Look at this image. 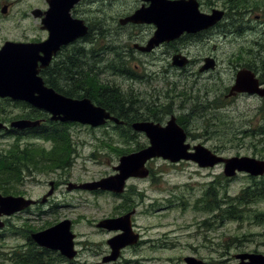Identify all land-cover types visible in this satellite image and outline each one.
<instances>
[{
	"label": "rangeland",
	"instance_id": "obj_1",
	"mask_svg": "<svg viewBox=\"0 0 264 264\" xmlns=\"http://www.w3.org/2000/svg\"><path fill=\"white\" fill-rule=\"evenodd\" d=\"M207 1L210 4L201 6L203 11L210 12L212 8L224 10L221 0ZM141 4V0H82L72 10L73 16L85 19L89 27L90 21L93 25L97 23L99 17H103L108 37L121 49L119 56L117 52L114 53L115 57L120 63L129 64L133 72L140 76L136 80L117 74L107 75V79L119 84L124 92H131L138 96L135 105L140 112L150 115V118L146 120L165 124L175 117L177 121L180 119L182 123L186 122V128L189 131L188 141L192 145L201 143L225 157L259 155V159L264 158V135H257L261 129L260 120L264 113V98L257 94L247 93L225 96L228 93L227 88L233 84L237 62L240 61L239 63L244 65L245 57L256 61L257 74L264 79V12L255 10V12L248 13L243 20L245 26L243 31L238 27L239 25L235 26L237 23L231 25L227 21L228 26L223 24L216 26L203 38L201 36L195 38L197 40H194L193 45L187 47L193 60L192 65L180 71L170 65L171 57L164 52L165 47L149 55L134 52L135 57L129 58L124 42L129 32L134 34L139 28L129 25L123 27L120 19L133 13ZM4 7H6L5 13L2 12ZM34 8L47 9V0H0V47L6 40L38 41L47 38L48 32L41 28L40 18L32 14ZM225 20L226 18L222 22ZM90 28H92V34L97 33L98 30L95 31L92 26ZM140 31L148 34L152 31V27L143 26ZM86 44L82 42V45ZM70 48L73 49V47ZM248 50H251V55L248 54ZM210 52L218 56V65L211 67L209 72L198 76L191 75L193 70H197L200 66V60ZM109 57L111 58L112 54ZM141 75L145 77L141 78ZM174 81L178 83L175 85L177 87L174 86ZM185 86L189 93L180 96V90L182 93L187 92ZM207 90L210 92L207 93ZM203 102L209 103L212 107L192 115L193 110H197L194 104L199 105ZM150 108L154 109L150 110ZM18 110L21 109H17V112ZM157 110L160 111L157 112ZM152 112L156 114L152 115ZM244 129L249 133L241 131ZM71 132L73 135L71 138L72 152H69L71 157L69 156L68 164L61 168V175L54 165L49 167L48 171L36 172L31 178L25 176L22 184L17 183L13 189V191L18 190V193L22 191L33 198H38L48 192L51 187L50 181L61 178V189L54 191L51 200L54 203L61 202V208L45 215L35 214L31 217V215L22 214L11 218L10 222L0 229V264H14V259H12L14 251H26V230L28 228L47 227L49 224H54L59 217L61 220L68 218L73 221L72 231L75 233L78 254L73 262L70 259H61L60 262L53 257L54 254L49 257L44 256L45 261L51 264H94L99 259V256H96L98 251L106 248V241L111 233L107 230L100 231L96 223L106 216L120 212L122 208H119V204L123 202V199L119 197L120 194L116 195L107 190H69V183L98 180L116 173L115 166L119 164L120 157L125 154L121 153L120 149L135 147L138 143L148 144V138L144 134H136L133 130L116 129L111 125L90 128L78 124L71 127ZM126 133H129L128 138ZM260 139L263 140V144L258 150L254 143ZM11 141L12 139L0 138V149H8ZM36 143L52 146V142L48 141ZM172 162L162 158L151 160L148 163V167L152 170L151 176L129 179L127 190L123 194L126 193L136 202L138 195H131L132 189L138 191L139 188L146 187L151 195L161 196L160 191L164 192L176 186L209 187L211 180H214V175L223 172L220 166L209 171L187 160L178 165ZM237 173L228 175V177ZM248 181L247 175L241 173L231 180H226L225 184L232 193H236ZM48 203L45 207H48ZM259 204L264 208V201ZM195 213L194 210L189 211L187 218L190 219ZM140 214L142 212L139 210L138 215L136 214L138 224L145 225L155 222L154 217H145ZM197 214L199 217L195 220L199 221L204 217L209 218L210 223L213 222L210 219L212 214L210 211L204 213V216L201 213ZM221 232H224L222 236L224 241L225 239L231 240L234 235H239L243 239L246 238L242 243H247L246 248H256L259 252H264V223L248 215V219L244 217V220H229L223 227L216 226L211 233L214 243L211 241L209 244L210 254L206 259L208 264H238L233 257L236 249H230L233 254L227 253L225 256L217 254V251L213 249L217 247L218 234ZM153 255L160 258L144 260ZM169 257L172 259H168ZM180 257V252L168 250L155 253L148 248L140 247L137 251L127 253V258L131 260L128 264H143L144 262L146 264H185ZM135 260H140V262Z\"/></svg>",
	"mask_w": 264,
	"mask_h": 264
},
{
	"label": "flooded vegetation",
	"instance_id": "obj_2",
	"mask_svg": "<svg viewBox=\"0 0 264 264\" xmlns=\"http://www.w3.org/2000/svg\"><path fill=\"white\" fill-rule=\"evenodd\" d=\"M143 3H149L145 0H141ZM213 9V8H212ZM226 9V8H225ZM124 26H131L134 28H139L138 31L134 34L129 32L126 38V41L124 42L125 48L128 51L129 58H134V52H137L138 54L141 53L143 55H149L153 52L157 51V49L161 47H165V53H168L170 58V65L172 68L179 69L180 71L186 70L190 65H192V58L190 55V52L188 51L187 47L192 46L194 40H197L195 38L198 37H204V35H207L209 31L216 28V26H219L217 24L216 26L206 29L199 33H183L180 37L171 40V41H164L160 43L159 45L155 46L150 51H145L141 47H144L148 44L149 40L152 38V36L155 33L156 26L153 23H134V22H127L126 24H121ZM149 26L152 27V31L148 34L141 33V29L143 26ZM95 31H97L95 29ZM93 32V31H92ZM89 33V32H88ZM87 33V35H88ZM97 34V33H96ZM96 34H91L93 38H96ZM83 36L74 42H71L70 44L64 45L61 48V58H64L65 52L70 51V47H76L79 45H82L83 43H87L88 41L86 36ZM79 44V45H78ZM68 48V50H67ZM181 55L179 57V60L182 59V56H186L189 58L187 60L188 62L183 66H178L173 64V59L175 55ZM102 55H106L105 53H102ZM207 57H213L215 60V66L218 65V56L210 52L206 55ZM205 56V57H206ZM205 57L200 60V66L197 70H193L191 75H200L206 72L211 71V68L201 71V67L203 66V61H205ZM236 65V72L234 74V80L233 84L235 82L236 74L238 70L241 68H249L246 67L243 64L239 63ZM135 67H137L135 65ZM257 66L255 68H251L255 73L257 74ZM250 69V68H249ZM107 75L114 76L117 75L115 73H112L111 71H108L106 74L100 75L101 78H105L106 83H108L109 86H115L117 87L118 91L121 94H127L130 95L132 103L129 102L128 98H125V100L121 97V95L118 96V98H110V95L106 96V98H109V102H107V99L104 100L105 105L108 107L106 108L108 111L111 112V114L117 116L120 119V122H114L112 120H109L107 123H105L102 126H113L116 129H124V130H133V123H129L126 119L122 118L123 116H128L133 112H140V109H138L135 105V103L138 100V96L134 95V93H127L124 92L123 89L119 84H117L115 81H112L111 79H107ZM123 76H128L131 79H139L140 76L137 73H130V72H124L122 74ZM150 76V75H149ZM109 77V76H108ZM145 77V75H141V78ZM188 77V75H187ZM260 82L264 85V79L259 77ZM61 80L64 81L65 78L61 76ZM174 86L178 83L176 81L173 82ZM188 83V82H187ZM232 84V85H233ZM227 88L228 93L225 94L226 97H230L229 94L231 92V87ZM177 87V86H175ZM174 87V88H175ZM186 87L187 92H183L180 90L179 95L182 96L185 93L188 92V88ZM116 89V90H117ZM210 91L207 90V93ZM63 93V92H61ZM103 93H107L106 90H103ZM65 94V93H63ZM67 95V94H65ZM238 95V94H237ZM72 98H83V97H89V96H81L76 97L72 95H67ZM95 104H98L95 102L91 97H89ZM102 106V105H101ZM17 109H21L18 110ZM154 108H150V110H153ZM156 110V109H155ZM160 110H157L159 112ZM263 118L260 120V128H264V113ZM119 115V116H118ZM20 119H28L30 121H33L34 124L26 127V128H19L16 126H13L12 123L20 120ZM39 121V122H38ZM0 122L4 124V127L0 128V138L5 139H12L11 145L8 149H0V159L7 160L6 167L9 168V172L5 173L4 171L0 170V178L1 176H7L10 175L11 179L8 181H2L4 184H8L9 186V193H4L3 190H0L2 194H11L14 196H25L26 198L33 199L34 202L24 208V210L17 212L9 217H3L5 219V226L10 222L11 218H14L16 216H20L22 214L26 215H45L51 212H56L61 208V202L54 203L52 202L53 193L54 191H58V189H61V178H58L56 180L50 181V189L46 194H44L42 197L33 198L30 195H27L26 193H23L22 191L18 193V190H14L16 184L21 183L25 176L28 178L33 177V175L36 172H44L48 171L49 167L53 166L52 159L55 158L54 155H51V150L57 145L56 141L50 136V132L54 131L55 129H58L55 134L58 135V142L60 143V161L58 164L55 165V168L58 169V173L61 175V168L63 165H61V161L64 158L63 153V147L61 145V142L63 143L65 138L68 139L70 143H72V132L71 127L83 124L86 126H89L90 128H96L92 126L91 124H84L79 121H61V120H54L52 119V114L45 109L36 107L32 105L31 103L23 100L13 99L11 97H1L0 96ZM162 123V122H160ZM187 124V123H186ZM101 127V126H99ZM128 128V129H127ZM134 132L146 134L144 132H138L133 130ZM187 135H189V131L186 128ZM264 135V134H259ZM128 138V137H127ZM52 142V146H48L46 144H37L36 142ZM149 142V140H148ZM259 142V143H258ZM146 144V143H143ZM263 144V140H257L254 145L255 148L259 150L260 145ZM71 152H72V144H71ZM257 152V151H256ZM68 153V152H67ZM256 155H258L256 153ZM254 156V155H253ZM71 157V156H70ZM260 158V156H254ZM162 158V157H157ZM155 158L151 159L154 160ZM164 159V158H162ZM261 159H264L261 157ZM149 160L148 163L151 161ZM167 161H170L168 159H164ZM184 159L180 160L179 162H172L176 165L181 164ZM188 162H195L193 160H187ZM197 165L199 163L195 162ZM225 162H220L218 164H215L210 167H204V169L213 170L216 167H222L223 172L220 174L214 175V180H211L209 187H185V186H176L167 189L166 191L161 192V196L151 195L147 190L148 188H139L138 191L131 190V195H138V201L134 202L133 198L131 199L129 195L126 193H122L119 195L121 199H123V202L119 204L120 212L116 214H111L109 216H106L104 218H113L118 217L121 215H124L126 213L132 212L131 215V221H132V227L135 234L138 235L137 240L134 243L127 244L120 248L119 253L115 259H111L109 261H104L105 257H109L113 255V247L110 243V239L114 236L122 233L121 229H107L103 227H98V223H96V226L100 231H109L111 233L110 237L106 241V248H104L103 251H98L96 256H99V259L95 261L94 264H128L131 260L130 258H127V253L129 251H137V248H148L150 251H153L155 253H158L159 251H168L171 250L172 252H180L181 257L185 264H188L186 258L193 257L197 260H200V264H208V255L210 254V242L214 243V241L211 239V233L216 229L217 227H223L226 221L229 220H244L241 217H236V215H227V208L233 207V206H239L240 200H242L241 204L245 208L246 211H249L250 215L248 213L245 214L246 219H248V215L250 217H254V220L257 219V210L264 212V208L260 206V202L264 201V196L262 197H256L257 193L256 187H250L253 185L257 180H261L264 174L260 175H252L251 173L245 172V171H239L237 170L235 173H237L234 176H238L239 174L243 173L246 174L249 181L246 185H243L240 187V189L236 193H232L230 191V188L228 185L225 184L226 180H231L234 178L228 177L225 174ZM200 166V165H199ZM202 166H200L201 168ZM203 168V167H202ZM152 170L149 169V175L151 176ZM206 174V173H205ZM210 174H214L213 172H210ZM208 175V174H206ZM217 175V176H216ZM147 176V177H148ZM207 177V176H206ZM146 178V177H144ZM133 179V178H130ZM0 182V184H2ZM53 185V193L49 195V191L51 190ZM0 188H3L2 185H0ZM6 189V188H5ZM260 189L257 190L259 193ZM115 194V193H114ZM244 194V198L242 197ZM250 195V196H249ZM127 200L131 202H126ZM49 202V203H48ZM48 203V207H45V205ZM142 212V214L145 217H154L153 219L155 222L152 224H138L136 222V214L138 215L139 210ZM233 209V208H231ZM191 210H194L196 213L194 216H191V218H187V213ZM256 210V211H255ZM210 211L212 223H210L209 218H202V220H195V218L198 219L199 214L204 216V213H208ZM254 211L255 213H252ZM140 214L141 216H143ZM224 216V217H223ZM235 216V217H233ZM102 218V219H104ZM101 219V220H102ZM167 219H170V221H166ZM61 221V217L58 218V220L54 224H49L47 227H30L26 230V237H27V243H26V252L33 253V255H40L42 256L43 264H46L45 259H43L44 256H48L54 254V258H57L61 262V251L58 249H53L44 245H40L37 243L32 234L37 231L44 230L48 227H51ZM100 221V220H99ZM257 221V220H256ZM71 227L73 228V221ZM224 235V232H221L218 234V242L217 247H213L214 250L217 251V254H220L221 256L227 255V253H232L230 249H236V252L233 254V257L238 261V264L241 262V259L238 257V254L241 253H263L259 252L258 249H252V248H246L245 244H242L243 241H245L246 238H241V236L238 235L235 239L236 241L234 243H227V240L222 239V236ZM232 246V247H231ZM28 247V248H27ZM15 250L14 252H16ZM52 257V259H53ZM159 256L153 255L146 259H159ZM168 259H172L169 257ZM249 260V259H248ZM140 262V260H135ZM142 261V260H141ZM73 262V259L72 261ZM143 264H146L145 262Z\"/></svg>",
	"mask_w": 264,
	"mask_h": 264
},
{
	"label": "water",
	"instance_id": "obj_3",
	"mask_svg": "<svg viewBox=\"0 0 264 264\" xmlns=\"http://www.w3.org/2000/svg\"><path fill=\"white\" fill-rule=\"evenodd\" d=\"M82 0H47L48 8H34L32 14L40 18L41 28L48 31V37L41 41L7 40L0 47V96L23 100L32 105L45 109L52 114V119L61 121H79L92 126H101L108 120L120 122L105 107L95 104L89 97L72 98L54 87L46 84L41 70L47 68L62 46L87 35L89 25L85 19L75 17L73 8ZM146 2L132 14L122 17L121 24L127 22L153 23L156 30L148 44L141 47L150 51L164 41H171L183 33H197L218 23L225 14L223 9L214 8L211 12L201 9L198 0H145ZM2 12H6V7ZM175 55L173 64L185 65L186 56ZM213 57L205 58L201 71L215 66ZM237 92L258 94L264 97V86L260 84L256 73L248 68L238 70L235 82L229 95ZM39 122V121H38ZM34 122L20 119L12 123L13 126L26 128ZM4 124L0 122V128ZM136 131L145 132L149 138V145L139 150L123 154L119 164L115 166L116 173L98 180L81 183H69V190H107L117 194L125 191L127 180L131 177H147L149 168L147 162L156 157H162L173 162L182 159L193 160L202 167L213 166L225 162V173L233 175L237 170L249 172L252 175L264 174V159L253 156L223 157L217 155L205 145L186 143L187 132L178 124L175 117L165 125L151 120H138L133 123ZM53 193V185L49 195ZM34 202L24 196L3 195L0 193V228L5 225L2 217L21 211ZM132 212L124 215L104 218L98 222V227L107 229H121L122 233L110 239L114 249L112 256L104 261L115 259L121 247L134 243L138 235L134 233L131 221ZM70 219H63L59 223L32 234L40 245L58 249L68 259L76 257L78 250L75 246V233L72 231ZM239 264H264L263 253H241ZM246 259H249L248 261ZM188 264H200L201 261L193 257L186 258Z\"/></svg>",
	"mask_w": 264,
	"mask_h": 264
},
{
	"label": "trees",
	"instance_id": "obj_4",
	"mask_svg": "<svg viewBox=\"0 0 264 264\" xmlns=\"http://www.w3.org/2000/svg\"><path fill=\"white\" fill-rule=\"evenodd\" d=\"M220 1V0H218ZM224 8H226V20L221 22L220 25L228 26L227 21L229 24L238 26L242 31L244 30L245 26L243 24L244 17L248 13L255 12V10H259L260 12H264V0H221ZM201 6L209 5L210 3L207 0H200ZM239 22V24H238ZM92 21H90V27L92 26L97 31L96 38L92 37V28H90L88 35V42L86 45H79L74 47L72 50H68L65 52L64 58H61V52L57 54V56L53 59L51 64L41 70V75L44 77L46 84L49 86L54 87L57 91L63 92L67 95H72L76 97L81 96H89L95 102L102 106H106L104 100L107 99L109 102V98L106 96L110 95V98H118L119 95L125 100L128 98L129 102L132 103L130 95L121 94L117 87L109 86L106 83L105 78H101L100 75L108 73L111 71L115 74H123L125 71L134 73L132 68L129 64H123L118 61L117 57H115L114 53L117 52L119 56V50L121 51L120 47L116 44L112 43V39L108 37V33L105 29V19L103 17H99L97 19V23L92 25ZM94 29V30H95ZM239 29V31H240ZM87 46H89L87 48ZM113 51V52H112ZM105 53L106 55H102ZM251 53V50H248V54ZM112 54L110 58L109 55ZM255 57V56H254ZM244 58V56H241ZM246 62L244 65L249 68H255L256 61H252L250 58L244 59ZM61 76L65 78L64 81L61 80ZM117 89V90H116ZM103 90H106L107 93H103ZM216 101V100H215ZM197 106V110H193V113L198 114L199 112L206 111L207 108H211L212 106L209 103H200L194 104ZM106 108H108L106 106ZM195 109V108H192ZM156 112H152V115H155ZM195 114V115H196ZM147 115V114H146ZM142 112H133L128 116H123L122 118L126 119L129 123L135 120H146L150 118V115L146 116ZM119 116V115H118ZM178 122L183 126L187 127L186 122L182 123L179 119ZM58 131V129H55ZM50 132V136L57 142L53 150H51V155H54L55 158L52 159L51 165H56L60 161L59 153H60V143L58 142V135L55 134L56 131ZM244 133H249L248 130L244 129L241 130ZM239 133V132H238ZM264 134V128H261L258 134ZM127 137L129 133L125 134ZM63 147L64 158L61 161V165H67L69 162V152L71 151V143L68 139L65 138L64 142H61ZM145 144L138 143L135 147L129 146L127 148L120 149L121 153L132 152L134 150H138L144 147ZM68 152V153H67ZM7 160L0 159V170L4 171L5 173L9 172V168L6 167ZM0 182L2 181H10L11 176H1ZM3 188L4 193H9V186L8 184H0ZM250 187H256L257 190L260 189L259 193L256 190L257 198L264 196V176L261 180H257L253 185ZM6 188V189H5ZM247 196L244 194L242 197L244 198ZM250 196V195H249ZM242 200H240L239 206H233L227 208V215H236V217H241L242 219L245 217V214L249 213L246 211L243 205L241 204ZM233 208V209H231ZM256 211V210H255ZM252 213H255L252 211ZM235 217V216H233ZM258 222L264 223V212L257 210V219ZM238 235H234L231 237V240H228L227 243H234L237 239ZM14 259V264H43L42 256L40 255H33V253H28L26 251H16L12 257ZM61 259H66L61 255ZM46 264H51L50 262L46 261Z\"/></svg>",
	"mask_w": 264,
	"mask_h": 264
},
{
	"label": "bare ground",
	"instance_id": "obj_5",
	"mask_svg": "<svg viewBox=\"0 0 264 264\" xmlns=\"http://www.w3.org/2000/svg\"><path fill=\"white\" fill-rule=\"evenodd\" d=\"M123 56H124V55H122V58H124ZM223 217H224V216H223Z\"/></svg>",
	"mask_w": 264,
	"mask_h": 264
}]
</instances>
